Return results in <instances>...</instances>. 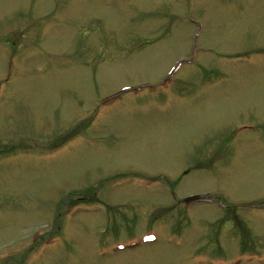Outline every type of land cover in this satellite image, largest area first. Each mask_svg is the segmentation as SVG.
Here are the masks:
<instances>
[{
    "label": "rangeland",
    "instance_id": "374dc122",
    "mask_svg": "<svg viewBox=\"0 0 264 264\" xmlns=\"http://www.w3.org/2000/svg\"><path fill=\"white\" fill-rule=\"evenodd\" d=\"M0 264H264V0H0Z\"/></svg>",
    "mask_w": 264,
    "mask_h": 264
},
{
    "label": "water",
    "instance_id": "95a60500",
    "mask_svg": "<svg viewBox=\"0 0 264 264\" xmlns=\"http://www.w3.org/2000/svg\"><path fill=\"white\" fill-rule=\"evenodd\" d=\"M201 199H205V197L200 196V195H193V196H189L185 198V201H194V200H201Z\"/></svg>",
    "mask_w": 264,
    "mask_h": 264
},
{
    "label": "flooded vegetation",
    "instance_id": "af4514ba",
    "mask_svg": "<svg viewBox=\"0 0 264 264\" xmlns=\"http://www.w3.org/2000/svg\"><path fill=\"white\" fill-rule=\"evenodd\" d=\"M59 228V227H58Z\"/></svg>",
    "mask_w": 264,
    "mask_h": 264
}]
</instances>
